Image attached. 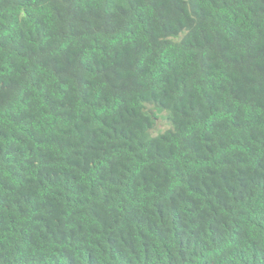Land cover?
I'll return each instance as SVG.
<instances>
[{
    "label": "trees",
    "instance_id": "trees-1",
    "mask_svg": "<svg viewBox=\"0 0 264 264\" xmlns=\"http://www.w3.org/2000/svg\"><path fill=\"white\" fill-rule=\"evenodd\" d=\"M0 264H264V0H0Z\"/></svg>",
    "mask_w": 264,
    "mask_h": 264
},
{
    "label": "rangeland",
    "instance_id": "rangeland-1",
    "mask_svg": "<svg viewBox=\"0 0 264 264\" xmlns=\"http://www.w3.org/2000/svg\"><path fill=\"white\" fill-rule=\"evenodd\" d=\"M162 115L163 114H161V117H159L157 119V123H156L155 129H154V134L160 133L169 127V125L166 123V121Z\"/></svg>",
    "mask_w": 264,
    "mask_h": 264
}]
</instances>
